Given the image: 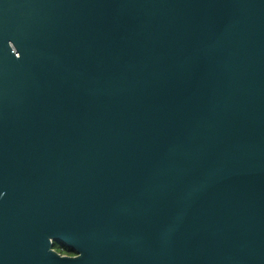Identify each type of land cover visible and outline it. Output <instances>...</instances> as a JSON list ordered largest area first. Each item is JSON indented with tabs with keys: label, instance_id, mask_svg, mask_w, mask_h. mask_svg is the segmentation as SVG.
Listing matches in <instances>:
<instances>
[{
	"label": "water",
	"instance_id": "1",
	"mask_svg": "<svg viewBox=\"0 0 264 264\" xmlns=\"http://www.w3.org/2000/svg\"><path fill=\"white\" fill-rule=\"evenodd\" d=\"M0 264H264V0H0Z\"/></svg>",
	"mask_w": 264,
	"mask_h": 264
},
{
	"label": "built area",
	"instance_id": "2",
	"mask_svg": "<svg viewBox=\"0 0 264 264\" xmlns=\"http://www.w3.org/2000/svg\"><path fill=\"white\" fill-rule=\"evenodd\" d=\"M54 250L58 251L55 247L53 248ZM63 249L61 248L60 251H58L61 255H67L65 252L62 251Z\"/></svg>",
	"mask_w": 264,
	"mask_h": 264
},
{
	"label": "rangeland",
	"instance_id": "3",
	"mask_svg": "<svg viewBox=\"0 0 264 264\" xmlns=\"http://www.w3.org/2000/svg\"><path fill=\"white\" fill-rule=\"evenodd\" d=\"M54 247L58 249L59 247H62L60 243H55Z\"/></svg>",
	"mask_w": 264,
	"mask_h": 264
},
{
	"label": "flooded vegetation",
	"instance_id": "4",
	"mask_svg": "<svg viewBox=\"0 0 264 264\" xmlns=\"http://www.w3.org/2000/svg\"><path fill=\"white\" fill-rule=\"evenodd\" d=\"M60 249H61V248H60ZM63 252H65L67 255H72V254H70L69 251H67V249H63Z\"/></svg>",
	"mask_w": 264,
	"mask_h": 264
},
{
	"label": "trees",
	"instance_id": "5",
	"mask_svg": "<svg viewBox=\"0 0 264 264\" xmlns=\"http://www.w3.org/2000/svg\"><path fill=\"white\" fill-rule=\"evenodd\" d=\"M60 248H62V249H66V248H64V247H59L57 250L60 251V250H61ZM62 251H63V250H62ZM70 254L73 255L74 253H73V252H70Z\"/></svg>",
	"mask_w": 264,
	"mask_h": 264
}]
</instances>
